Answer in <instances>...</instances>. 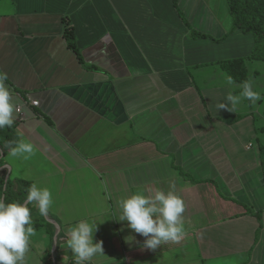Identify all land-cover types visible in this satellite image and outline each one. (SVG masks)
Listing matches in <instances>:
<instances>
[{"label":"crops","instance_id":"1","mask_svg":"<svg viewBox=\"0 0 264 264\" xmlns=\"http://www.w3.org/2000/svg\"><path fill=\"white\" fill-rule=\"evenodd\" d=\"M254 44L233 28L228 0H0V71L17 132L37 148L4 166L52 192L46 217L33 204L50 239L42 264H74L66 241L80 220L104 221L94 239L105 255L89 264H264V107L217 109L242 91L220 63L247 65ZM173 183L186 234L141 250L119 201ZM251 210L262 212L259 237Z\"/></svg>","mask_w":264,"mask_h":264},{"label":"clouds","instance_id":"2","mask_svg":"<svg viewBox=\"0 0 264 264\" xmlns=\"http://www.w3.org/2000/svg\"><path fill=\"white\" fill-rule=\"evenodd\" d=\"M6 80L7 73L0 71V129L13 127L14 113L18 111ZM226 83L232 87L233 78L227 76ZM240 87L242 91L239 95L230 91L225 98L230 101L231 107L221 102L217 109L235 112L242 99L253 105L261 100L260 92L254 90L250 80L244 81ZM18 135L19 139L9 142L8 155L29 160L36 154L37 148L25 140L22 133ZM170 187L172 190L167 192L160 189L139 190L119 201L121 212L118 220L127 221L130 229L146 237L141 250L155 251L165 243L179 242L186 234L183 219L184 201L175 194V183ZM53 202L52 192L36 183L28 188L24 203H6L4 199H0V264H26V253L30 251L31 238L36 235L28 205L34 204L39 214L46 217ZM102 222L80 220L69 228L66 245L73 254L74 264H89L93 257L105 255L103 241L94 239L98 225ZM124 239L125 243L131 246L134 238L127 236Z\"/></svg>","mask_w":264,"mask_h":264},{"label":"trees","instance_id":"3","mask_svg":"<svg viewBox=\"0 0 264 264\" xmlns=\"http://www.w3.org/2000/svg\"><path fill=\"white\" fill-rule=\"evenodd\" d=\"M230 13L233 18V28L241 29L245 33L251 34L254 37V49L251 59L264 60V0H228ZM177 4V0H175ZM185 24L191 27L183 13H181ZM194 37H205L195 30H192ZM64 35L68 40L69 46L75 50L78 57L83 60L82 54L77 46L75 37V28L70 21H66ZM245 58H233L222 61L220 65L232 77L237 79H245L248 70ZM239 72V73H238ZM245 81V80H243ZM18 122L15 120L13 127L0 129V199H4L6 203L20 202L24 203L27 197V190L33 184L31 181L11 178L7 176L8 170L2 168L5 165V156L9 152V142L19 139L17 132ZM32 217H34V206L29 204ZM251 212L260 220V227L257 230V237H259L262 228V212ZM46 224V223H45ZM44 221L41 217L33 218V227L35 230L41 228Z\"/></svg>","mask_w":264,"mask_h":264},{"label":"rangeland","instance_id":"4","mask_svg":"<svg viewBox=\"0 0 264 264\" xmlns=\"http://www.w3.org/2000/svg\"><path fill=\"white\" fill-rule=\"evenodd\" d=\"M222 69L220 68L218 72L223 74V78L226 79L227 76H231L224 68ZM247 70L248 72L245 74V79H237L231 76L234 80V85L239 88L244 82L243 80H250L253 83L254 90L261 93L262 98L259 102H261V105L264 107V95L262 94V91H264V60L252 59L247 63ZM259 135L264 140V130L260 132ZM3 168L7 169L5 166H3ZM44 232L45 230L43 229L36 230V235L31 238L30 251L26 253V264H42L44 256L50 261V256L46 254V243L49 242L50 239L49 237L45 238L46 234ZM47 253H49V250Z\"/></svg>","mask_w":264,"mask_h":264},{"label":"built area","instance_id":"5","mask_svg":"<svg viewBox=\"0 0 264 264\" xmlns=\"http://www.w3.org/2000/svg\"><path fill=\"white\" fill-rule=\"evenodd\" d=\"M32 102H33L34 104H36V105L39 104V102H38V101H35V100L32 101Z\"/></svg>","mask_w":264,"mask_h":264}]
</instances>
